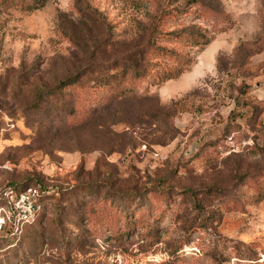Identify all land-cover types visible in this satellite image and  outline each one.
Returning a JSON list of instances; mask_svg holds the SVG:
<instances>
[{"label": "rangeland", "instance_id": "rangeland-1", "mask_svg": "<svg viewBox=\"0 0 264 264\" xmlns=\"http://www.w3.org/2000/svg\"><path fill=\"white\" fill-rule=\"evenodd\" d=\"M262 52L264 0H0V191H58L0 264H264Z\"/></svg>", "mask_w": 264, "mask_h": 264}, {"label": "built area", "instance_id": "built-area-1", "mask_svg": "<svg viewBox=\"0 0 264 264\" xmlns=\"http://www.w3.org/2000/svg\"><path fill=\"white\" fill-rule=\"evenodd\" d=\"M58 191L53 188L28 186L5 193V204L0 206V230L9 226L12 233H19L24 226L37 221L44 211L45 202L55 200Z\"/></svg>", "mask_w": 264, "mask_h": 264}, {"label": "trees", "instance_id": "trees-1", "mask_svg": "<svg viewBox=\"0 0 264 264\" xmlns=\"http://www.w3.org/2000/svg\"><path fill=\"white\" fill-rule=\"evenodd\" d=\"M36 6L37 5L29 4L27 9H33V8H36ZM40 6H42V4ZM162 36H164V38L167 39V40L177 41V37H174L173 35L172 36L168 35V34L160 35V37H162ZM181 37H183V36L179 35V38H181ZM190 42H192V44H206V43L209 42V40H206V39L204 40V39L197 38V39H192V41L190 40ZM152 52H153L152 53L153 56H152V58H148L149 60L160 59V58L168 60L171 56L177 57L176 62H177V65L179 66V69L177 71L173 72V71H171V65L163 64L162 67L164 69V75L161 78L162 80L173 78L175 76L180 75L183 72V69H182L183 66H188L190 64L189 63L190 62L189 58H186V57L181 56V55H176L174 53L168 52V51L163 50L161 48L152 49ZM157 63H158L157 61H154L152 63V65H148L144 69L138 70L137 71V76H149V70L151 69L150 71L153 72V70H154L153 68H154V66L157 65ZM155 72L156 73L153 72L155 75L158 74L157 70H155ZM25 188H27V187H25V186L19 187L18 185H13V184L7 185L3 190L0 191V198L2 200V204L1 205L5 204L6 200H5V197H3V195L6 192H8L10 190H13L15 192H19V191H21V190H23ZM37 221H35V222L31 223V224H28L26 226H31V225L35 224ZM7 231H9V230H7ZM7 234L9 235L10 233L7 232ZM10 236H12V235H10Z\"/></svg>", "mask_w": 264, "mask_h": 264}, {"label": "crops", "instance_id": "crops-1", "mask_svg": "<svg viewBox=\"0 0 264 264\" xmlns=\"http://www.w3.org/2000/svg\"><path fill=\"white\" fill-rule=\"evenodd\" d=\"M255 58H256V62H261V61H263L264 60V52H262V53H258V54H255ZM259 90H261L262 92H263V99H264V85H262L260 88H259Z\"/></svg>", "mask_w": 264, "mask_h": 264}]
</instances>
